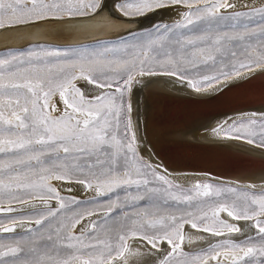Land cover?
I'll use <instances>...</instances> for the list:
<instances>
[{"label":"snow or ice","instance_id":"1","mask_svg":"<svg viewBox=\"0 0 264 264\" xmlns=\"http://www.w3.org/2000/svg\"><path fill=\"white\" fill-rule=\"evenodd\" d=\"M115 8L126 18L161 11L178 19L172 25H153L142 36L130 33L131 41L122 39L126 45L122 51L132 53L131 58H98L110 51L108 46H104V53L76 59L70 50L63 54L49 51V56H63L64 63L48 67L41 60L44 67L24 72L10 70L13 61L19 60L16 55L0 59V157H7L0 158V216L7 217V222L0 223V233L14 234L8 243L0 244V257H11L12 264H172L176 257L189 256L183 248L187 240L189 244L207 243L206 248L191 256L192 264H264V184L221 189L197 183L188 190L191 194L173 196V204L165 200V205L175 211L159 219H145L128 229L123 225L113 230L101 227L111 219V203L107 212L100 213L101 221L91 219L97 214L98 198L107 195L105 189L127 190L135 186L137 192L143 188L154 193L158 189L148 187L152 183L149 175L173 187L165 175L143 161H139L141 166L135 167L133 176V161L138 158L131 119L132 83H142L137 77L171 76L187 83L197 94H205L215 91L211 86L223 78L246 79L244 69L249 73L254 68L264 69V44L248 43L242 51H229L236 60L230 70L215 75L203 72L216 65L213 52L220 53L225 44L231 42L235 47L236 42L252 41L258 35L264 39V0H118ZM102 12L101 0H0V30L84 18L90 13L95 19ZM256 15L261 19L253 24L250 18ZM180 29L183 31L178 32ZM164 33L174 38L182 58L176 57L175 50L164 53L166 59L152 55L156 44L153 37ZM205 43L209 46H200ZM189 48L196 50L189 52ZM198 53L200 60L196 58ZM76 81L83 84L78 86ZM57 95L58 101L53 100ZM243 129V122L225 120L212 131H223L225 139L256 142L254 133ZM260 135L264 136V132ZM260 143L264 144V140ZM52 180L61 184L54 185ZM72 185L85 193L94 191L96 196L82 200L62 195L76 191ZM225 192L233 196L197 201L207 205L211 217L208 211L201 216L191 211L175 214L181 204L187 205L200 196L220 198ZM222 212L244 224L220 219ZM33 216L37 233L57 221L46 238L41 236L45 240L42 244L30 235L28 239L15 235L18 228L33 222ZM84 219L87 224L81 223ZM77 225H81L79 235L72 231ZM186 225L213 237H227L215 243L203 236L193 238L185 234ZM32 231L27 228L29 234ZM233 234L243 239L233 241Z\"/></svg>","mask_w":264,"mask_h":264},{"label":"bare ground","instance_id":"2","mask_svg":"<svg viewBox=\"0 0 264 264\" xmlns=\"http://www.w3.org/2000/svg\"><path fill=\"white\" fill-rule=\"evenodd\" d=\"M107 1H112L114 11L117 15L121 16V14L116 10L115 4L118 2V0H101V3ZM91 14V13H90ZM89 14V15H90ZM149 14V13H148ZM153 14V22H151L150 25L156 23L162 24V23H168L173 24V21L177 20L178 17H176L173 14L161 12V11H155L152 12ZM106 11L102 12V15H98L95 19L94 23H99L102 25H114L119 24L116 20L109 19L107 16ZM122 17V16H121ZM161 20V21H160ZM59 25V24H58ZM118 25V26H119ZM47 26H54V25H42V27L46 28ZM153 28V27H151ZM149 29V28H148ZM39 28L31 30L29 33H32L34 31H38ZM150 30V29H149ZM47 31H57L59 33H64L62 31H58L52 28H49ZM69 33L73 34H80L81 31H69ZM144 31V30H143ZM143 31L133 32L131 34H139ZM130 33L126 34L124 37L120 39H124L129 37ZM143 34V33H142ZM32 35V34H30ZM141 35V34H140ZM7 36V35H5ZM21 34L19 32L16 33V36L13 37V43L17 42ZM31 38V37H30ZM29 38V39H30ZM118 39V40H120ZM116 40H109V41H99L94 43H89L85 45H78V46H66V47H54L49 45H33L26 47L25 49L33 48V47H47L52 49H78L81 47H87L92 46L99 43H108V42H115ZM2 42H0L1 46ZM8 51H20V50H7L2 51L0 53L8 52ZM264 69L260 68H254L252 72L245 71L243 72L244 75L250 76L254 74L255 72H259ZM137 79L142 80V83L137 84L135 81L133 83L132 88V121L134 122V129L136 131V142H137V148L139 155L142 156V158L146 159L147 162H149L152 167L159 169L162 174H165L167 178L175 182L177 185H179L182 188H192L197 183L202 182H214L218 184H223L227 186L236 187L239 189L245 188L247 185L253 184V185H262L264 184V161H261V164L255 163L256 168L251 169L254 172H250V175L244 176V178H237V179H223V178H217V177H209L206 175H201L195 173L191 168V164L181 158H178V152H175L176 150H181V148L176 145L178 142L182 145L184 142L189 144L186 151H196L200 152L203 151L206 155V157H202L207 163H216L221 162L224 165H246L253 163V160H257L258 157L254 158V156L261 157L264 154V148L255 146L253 144H249L248 142L244 140H236V139H225L224 132L221 131L219 134H216L212 131L213 128L217 126V124L228 120L229 123L232 121L242 122L248 119L252 120H261L262 118L261 114H264V108H259L253 111L249 112H235L228 115H222L218 117L211 118L207 120L206 122H201L197 126H192L191 122H184L183 113L179 112L177 109H161L160 111H156L155 109L158 106H151L147 108L149 110L147 116H145L143 119V124L145 126V130L147 129V137H145L144 133L141 129V122L140 117L141 114L144 113L145 109L144 107V97L148 94H158L156 95V100L163 105L171 106L178 105L179 103H182L186 105L187 103L184 101H179L177 98H183V97H205L207 94H210L211 92H215L218 88L227 85L231 82H237L240 79L235 76L230 77L228 79L220 81L219 84H214L211 87L215 89V91H209L205 94H197L195 91H193L187 83H181V81L177 77H171V76H154V77H137ZM247 85L254 84L253 86L247 87L245 90H253L255 92H259L260 94H264V78L255 80L251 79L247 82ZM78 85L83 84V81H78ZM258 84V85H257ZM91 87V85H89ZM58 95L55 96L54 100L58 101ZM155 99H152V103L155 102L158 103ZM170 108V107H169ZM172 108V107H171ZM147 113V111H146ZM255 114V115H253ZM182 117V118H181ZM180 123H184L185 129L187 131H176L175 126L179 125ZM193 124V123H192ZM227 128V125L224 126ZM183 128V127H182ZM181 132V134L179 133ZM135 133V132H134ZM179 133V134H178ZM174 148L171 150L166 149L167 151L163 152H157L158 149L162 148L165 149L167 147ZM178 148V149H176ZM263 153V154H260ZM264 158V156H262ZM260 159L262 158H258ZM164 163V164H163ZM262 171V173H261ZM206 180V181H205ZM56 183V182H55ZM61 184V183H60ZM59 184V185H60ZM175 185V184H174ZM65 187H68L69 185H64ZM72 187L76 188V191L72 193H64L73 197H76L78 199L87 200L92 198V195L95 194L94 191H88L87 193L84 192L82 188H80L77 185H72ZM63 194V193H62ZM38 203V201L36 202ZM55 203V202H54ZM54 205V204H53ZM99 215V213L93 215L91 217L92 220H95L96 217ZM98 218V217H97ZM224 219L228 220L231 223H239L240 225L244 224V221H235L229 218L227 215H224ZM82 224H87L88 220L84 219L81 222ZM29 224V223H28ZM77 228H81V225L77 226ZM186 235H191L193 238L197 236H203L206 238V240H210L212 242L217 241H223L226 237H213L209 233L199 232L197 230L191 229L188 225L186 229H184ZM233 241H239L243 239V237L239 236L238 234H233L230 237ZM164 247H167L164 245ZM207 243L197 241L193 244H189L187 240L185 241L183 248L184 251L187 253H193L190 251H194V253L198 252L201 248H206ZM148 264H152L151 261L148 262Z\"/></svg>","mask_w":264,"mask_h":264},{"label":"rangeland","instance_id":"3","mask_svg":"<svg viewBox=\"0 0 264 264\" xmlns=\"http://www.w3.org/2000/svg\"><path fill=\"white\" fill-rule=\"evenodd\" d=\"M6 2H14V0H6ZM259 6V5H258ZM241 11H247V9H241ZM252 23L255 24V22L259 21L261 18L259 15H256L252 18H250ZM161 21V20H160ZM245 23L248 22V18L244 20ZM233 23H236V21H233ZM158 24V23H156ZM154 24L150 25L148 28L152 30ZM172 25V24H171ZM145 29L143 32L136 34V36H142L145 35L149 29ZM178 32L183 31L182 29L177 30ZM257 34H259V29H256ZM143 33V34H142ZM141 34V35H140ZM230 34H232L230 32ZM195 39V37H191ZM126 40L131 41V36L124 38ZM154 40H156L155 44V51L152 53V55L158 56L161 59H166L167 57L164 55L166 52L174 51L177 58H182V54L178 49H175V42L174 38L171 37L170 33H164L162 36H154ZM248 43H252L253 45H258V44H264V39H261L259 35L257 38H254L252 41H243V42H236L235 47H233V43H228L225 44L224 47L222 48V51L220 53L213 52V55L216 56V65L214 67H208L203 69L204 74L208 75H215L218 74L219 71L222 70H230L231 65L236 62L233 58L229 56V51L231 50H236V51H242L244 47L247 46ZM104 46H108L110 49L109 52H107L104 56L98 57V58H103V59H114V58H131L132 53L130 52H124L122 51L126 45L122 43V39L116 40L115 42H108V43H99L95 44L92 46H87V47H81L78 49H62L59 51L63 54L66 51H69V54L72 55V53H75L73 56V59H76L78 56H89L91 55H96L100 53H104ZM203 47H208L209 45L207 43L200 45ZM42 49L44 51H42ZM58 49H52V48H47V47H33L29 49H22L20 51H8L4 53H0V59H10L12 55H16L19 57V60L13 61V67H11V71H20L24 72L25 70H30L32 68H40L44 67V64H41L40 61H45L47 63L48 67H55L58 64L64 63L63 56L61 57H56V56H49L47 53L49 51L55 52ZM119 50V51H118ZM196 49L189 48L190 51H194ZM33 53L32 56H29V53ZM197 60L202 59V56L198 53L197 55ZM237 59H243L245 63H247V59L244 57H238ZM32 61V63H29L28 61ZM20 61H23V63H20ZM211 61L209 64L211 65ZM247 71V69L242 70V72ZM77 74H79V69H77ZM99 75V73H97ZM195 75V74H194ZM197 79L200 77L197 76ZM119 79V77H117ZM228 78H223L222 80H225ZM221 80V81H222ZM78 81H76L77 83ZM134 83V82H133ZM133 83L131 85V95H132V88H133ZM79 86V85H78ZM117 95H119L117 93ZM129 93H125V97L128 98ZM55 96L53 97L54 100ZM132 101V97H131ZM132 119V117H131ZM245 124V129L244 131L252 132L254 133V138L255 141L254 143H251L255 146H259L264 148V144H261L260 141L264 140V136H261L260 133L264 132V119L261 120H252L248 119L245 121H242ZM254 122V123H253ZM133 123V132L136 131L134 129V122ZM137 140V139H136ZM243 140V139H241ZM246 141V140H244ZM247 142V141H246ZM136 154H137V161H133V176L135 178V167L141 166L139 164V161H143L145 163L147 162L146 159L142 158V156L139 155L138 148H137V142H136ZM60 156H63V152H60ZM6 159L7 157H0ZM150 164V163H149ZM47 166V165H46ZM158 174L160 175H165L162 174V172L157 169L152 167ZM152 183L148 186L149 188H157L158 191L152 193V192H147L143 188L137 192L135 186L131 187L130 189L123 190V189H113L109 191L108 189H105V192L107 195L100 196L98 199L100 201V205L93 206L97 207V213L99 215L96 217L94 221H101L103 219L102 215L100 213L102 212H107L108 211V204L111 203L113 205L112 212L110 213L111 219L107 221L106 225H101V227L105 228L106 230H113L119 228L121 225H123L126 229L138 226L141 223L145 222V219H159L162 216H166L169 212L175 211L174 208H169L165 205V200L168 201V205H171L174 203L172 197L173 196H182L184 194H191L189 193L188 190L193 189L192 188H182L179 185H177L175 182L167 178L173 185V187L169 188L168 185H165L161 181L155 180L151 175L148 177ZM206 181V180H205ZM52 184L59 186L61 183L60 181H55L52 180L50 181ZM56 182V183H55ZM175 184V185H174ZM201 185L204 184H210L214 188H221V189H227L232 186H227L223 184H218L214 182H202L200 183ZM65 196H70L67 194H62ZM96 196V193L92 195V198ZM138 196L144 197L143 199H137ZM225 196L227 197H232L233 194L230 193H222V196L220 198L212 197V198H204L203 196L198 197L196 200L190 201L189 204H181L180 206V211H176V215L179 216L181 214L186 213L187 211H191L193 214L196 216H201L204 211H208L209 217H211V211L207 208V205L205 203H198L197 201H205L206 199H222ZM109 197H111V200H109ZM53 207H55V203L53 202ZM79 211V210H78ZM148 213L149 215L145 216V214ZM154 213V214H153ZM67 215H72V213H67ZM224 215L226 216V213H220V219H224ZM36 217L33 216L31 223H34V219ZM63 219V216L61 217ZM7 222V217L6 216H0V223ZM208 223H211V220L207 221ZM57 226V221H52L51 225L41 228L40 232L37 233L35 231L36 226L34 225L32 227L33 231L32 233L26 232H21V233H16L15 235L17 236H23L25 239L29 238V235L33 238H35L36 243L42 244L45 242V240L41 239V236L46 238L48 235L49 229H54ZM79 226V225H77ZM73 229V234L79 235L80 234V228ZM188 225L185 226V229ZM110 235H115L114 231H109ZM14 234H0V244H6L9 242V239L11 236ZM101 237L104 236V232L100 233ZM167 246V245H166ZM187 253V252H185ZM188 257H176L175 259L172 260V264H192L191 256L194 255L195 253H188ZM0 261H2V264H12V258L11 257H0ZM19 264V262H18Z\"/></svg>","mask_w":264,"mask_h":264},{"label":"water","instance_id":"4","mask_svg":"<svg viewBox=\"0 0 264 264\" xmlns=\"http://www.w3.org/2000/svg\"><path fill=\"white\" fill-rule=\"evenodd\" d=\"M103 11H106L107 17L112 20H116L119 24L114 25H102L99 23H94L95 19L91 18V14L88 17H76L71 20L65 18L63 20H55V21H45L39 24H28L23 26H16L12 28H6L0 30V42H2L0 46V52L7 50H14L13 48H23L29 45H39V44H81L84 42H92L94 40H115L117 38L124 37L128 33L143 31L147 29L151 22H153V14L149 13L144 16H140L137 19H126L119 15H117L114 11L112 1H107L101 3ZM258 6V3H257ZM59 24V25H58ZM42 25H54L47 26L46 28L42 27ZM119 25V26H118ZM39 28L38 31H34L29 33L33 29ZM49 28L62 31L64 33H59L57 31H47ZM69 29L71 32L73 31H81L80 34H73L66 31ZM72 31V32H73ZM19 32L21 36L18 41L13 43V37L16 36V33ZM32 34V35H30ZM7 35V36H5ZM31 37V38H30ZM30 38V39H29ZM264 78V70L259 72H255L254 74L247 76L246 79L240 80L237 82H231L227 85H224L218 88L215 92H211L207 94L205 97H183L177 98L179 101H184L187 104L184 105L179 103L178 105H163L162 103L156 100V95L158 94H148L144 97V113L141 114L140 117V126L142 132L145 137H147V129L145 130V126L142 123L145 116H147L149 110L147 108L153 106H158L155 110L160 111L161 109H177L179 112L183 113L184 122H191L192 126H197L201 122H206L207 120L222 116L228 115L235 112H249L259 108H264V94H260L259 92H255L251 89L245 90L247 87H251L254 84L247 85L248 81L251 79H261ZM258 85V84H257ZM152 99H155L158 103H152ZM154 100V101H155ZM170 107V108H169ZM172 107V108H171ZM161 108V109H159ZM147 111V113H146ZM193 123V124H192ZM184 123H180L175 126L176 131H187L185 129ZM183 127V128H182ZM181 134V132H179ZM178 133V134H179ZM178 145L181 150H176L178 152V158L184 159L188 161L191 166L190 168L197 174L206 175L209 177H217L223 179H237V178H247L250 175V172H254L251 169L256 168L255 163L261 164V161H264L263 154L261 157L254 156V158H262L260 161L257 158L250 159L253 160V163L246 165H224L221 162L216 163H207L202 157H206L203 151H186L189 144L184 142L182 145L178 142ZM173 149L167 147L165 149H158L157 152L161 153L163 151H167L166 149ZM164 164V163H163ZM264 164V163H263ZM261 166H263L261 164ZM264 168V167H261ZM264 172V171H263ZM262 173V171H261ZM39 204V202L37 203ZM43 206H40L42 209ZM35 224H27L24 229H17L16 233L26 232L27 228H32ZM15 233V234H16ZM0 234H9V233H0ZM194 252V251H190Z\"/></svg>","mask_w":264,"mask_h":264}]
</instances>
